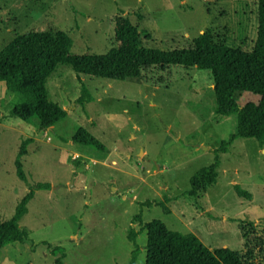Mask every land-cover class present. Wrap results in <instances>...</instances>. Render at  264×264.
<instances>
[{
  "label": "rangeland",
  "instance_id": "obj_1",
  "mask_svg": "<svg viewBox=\"0 0 264 264\" xmlns=\"http://www.w3.org/2000/svg\"><path fill=\"white\" fill-rule=\"evenodd\" d=\"M128 23L148 48H184L208 29L250 50L257 12L250 0H0V48L29 31H63L73 41L69 64L47 80L49 98L67 112L51 130L12 115L23 96L0 82V220L30 187L49 184L34 189L19 221L27 240L0 248V264H55V246L64 264H145L146 232L128 239L131 227L140 229L131 219L138 214L142 223L159 219L193 233L210 249L241 251L239 220L253 221L264 237V149L254 138L238 137L218 154L216 183L197 199L181 195L236 131L239 108L258 97H223L208 69L136 65L121 48ZM79 127L108 152L72 142ZM26 138L23 181L15 159Z\"/></svg>",
  "mask_w": 264,
  "mask_h": 264
},
{
  "label": "trees",
  "instance_id": "obj_2",
  "mask_svg": "<svg viewBox=\"0 0 264 264\" xmlns=\"http://www.w3.org/2000/svg\"><path fill=\"white\" fill-rule=\"evenodd\" d=\"M256 12V37L250 50L229 46L215 39L208 29L194 37L187 47L170 50L143 46L139 29L134 24L128 23L120 30L124 55L132 58L136 65H182L208 69L214 88L223 97L231 99L242 92L258 97L256 101H248L239 108L236 131L214 149V162L190 177V188L182 196L197 199L201 192L216 183L218 154L225 152L236 138H254L259 148L264 149V0H256ZM146 37L149 35L146 34ZM72 43L71 37L63 31H29L15 33L0 48V82L7 92L23 96V100L11 108L12 115L23 121L35 118L40 131L66 117V110L49 98L47 80L59 66L69 64ZM80 100L83 102L81 97ZM31 141L26 138L21 142L15 159L16 174L23 181H26V176L22 170L21 157L26 154V146ZM72 142L108 152L97 138L82 127L76 130ZM48 187V183H37L30 187L16 205L13 215L0 220V248L27 240L28 232L19 226V221L27 211L34 189ZM234 188L239 196L251 199L250 194L238 185L235 184ZM157 205L165 212L170 211L163 202ZM131 219L132 222L140 223V229H129L130 241L135 242L139 232H146L145 264H264V237L251 220L238 221L243 241L242 250L238 252L228 247L210 249L193 233L171 230L159 219L142 223L139 214ZM50 252L52 255L59 254L55 264H64L61 247L55 246Z\"/></svg>",
  "mask_w": 264,
  "mask_h": 264
},
{
  "label": "crops",
  "instance_id": "obj_3",
  "mask_svg": "<svg viewBox=\"0 0 264 264\" xmlns=\"http://www.w3.org/2000/svg\"><path fill=\"white\" fill-rule=\"evenodd\" d=\"M251 1V4H255L256 5V0H250ZM255 35H256V32H255ZM53 127V126H52ZM52 127H50L49 129L51 130Z\"/></svg>",
  "mask_w": 264,
  "mask_h": 264
}]
</instances>
